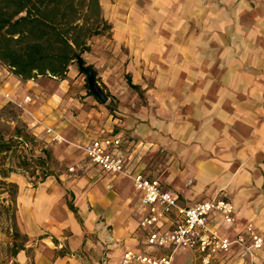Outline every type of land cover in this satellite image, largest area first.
Returning a JSON list of instances; mask_svg holds the SVG:
<instances>
[{
  "label": "crops",
  "instance_id": "1",
  "mask_svg": "<svg viewBox=\"0 0 264 264\" xmlns=\"http://www.w3.org/2000/svg\"><path fill=\"white\" fill-rule=\"evenodd\" d=\"M128 1L129 7L127 0L116 3L122 19L112 25L114 37L91 42V51L84 54L96 70L103 57L130 60L125 95H116L124 111L117 112L121 118L97 98L102 104L83 103L79 119L74 116L71 109L79 106L71 98L77 64L64 78L32 79L11 74L0 64V108L21 104L22 110L16 108L29 132L53 146L54 157L71 168L62 175L49 168L53 174L40 180L45 187L33 204L36 211L27 216L29 205L21 208L18 225L27 241L19 260L26 259L27 243L36 237V264H120L125 251L148 250L147 233L140 226L142 193L131 178L90 163L83 150L91 140L112 135L123 137L121 153L131 167L158 177L180 204L229 197L236 206L235 222L227 224L219 214L210 217L222 235L234 236L250 222L264 233V0ZM102 14L106 19L103 5ZM101 76L105 83L112 78ZM137 93L148 103L136 107ZM125 97L132 105H126ZM86 115L96 121L101 117L96 129L76 124ZM47 127L64 140L54 142ZM161 150L170 161L157 160ZM56 178L64 185L48 189ZM37 221L56 233H37ZM172 224L168 219L162 229ZM183 250L193 254L194 264L198 254L190 249H177L173 263ZM170 251L151 250L157 256ZM227 260L248 264L234 251ZM258 264H264V246Z\"/></svg>",
  "mask_w": 264,
  "mask_h": 264
},
{
  "label": "trees",
  "instance_id": "2",
  "mask_svg": "<svg viewBox=\"0 0 264 264\" xmlns=\"http://www.w3.org/2000/svg\"><path fill=\"white\" fill-rule=\"evenodd\" d=\"M111 28L103 17L100 0H0V64L23 79L64 78L70 66L77 64L80 73L87 76L84 68L90 70L98 83V72L94 65L86 62L84 54L91 51L95 37L105 35ZM128 81L133 88L139 89L131 79ZM86 85L94 95L88 82ZM30 143L31 135L16 128L7 141L0 140V154L25 152ZM43 152L46 157L33 159L44 168L41 181L53 174L48 171L50 152L45 149ZM31 160L23 153L16 167L27 168ZM14 167L0 169V183L9 195V201L3 205V210L0 209V231L6 229L12 239V255L17 256L26 248L27 237L20 232L17 221L19 186L6 181ZM71 209L76 211L73 206ZM22 237L25 239L20 242Z\"/></svg>",
  "mask_w": 264,
  "mask_h": 264
},
{
  "label": "built area",
  "instance_id": "3",
  "mask_svg": "<svg viewBox=\"0 0 264 264\" xmlns=\"http://www.w3.org/2000/svg\"><path fill=\"white\" fill-rule=\"evenodd\" d=\"M30 100V96L25 98L26 102ZM16 107L21 109L22 105ZM35 121L41 124L39 119ZM46 130L54 142L64 140L56 129L47 127ZM123 143L122 136L112 135L95 138L83 145L90 163L105 172L131 178L135 188L142 193L145 213L140 226L147 233L148 250H127L120 264H174L173 254L181 248L198 254L194 264H229L227 256L231 251L246 259L248 264H258L264 233L258 232L254 223H248L242 231L229 236L222 235L210 220L212 214H219L225 223L235 222L236 206L229 197L216 195L192 205L180 204L172 191L163 188L158 177L151 178L131 167L121 153ZM168 219L173 220L171 228L162 229ZM163 247H169L171 251L160 256L152 254L151 250Z\"/></svg>",
  "mask_w": 264,
  "mask_h": 264
},
{
  "label": "rangeland",
  "instance_id": "4",
  "mask_svg": "<svg viewBox=\"0 0 264 264\" xmlns=\"http://www.w3.org/2000/svg\"><path fill=\"white\" fill-rule=\"evenodd\" d=\"M100 2L105 9V15H106L105 17L108 23L110 22L112 23L111 25H113L116 22V20L122 19L120 12L118 10V6L116 5L117 2L119 4V0H100ZM125 4L127 5V7H129L130 2L127 0ZM113 37H114V32L112 28L111 30L107 31L105 35H100L95 37L92 40V42L94 43L98 39V43H100V39L106 41L108 39H112ZM105 48L111 53V55L108 58H112L113 52L111 50L112 49L111 45H108ZM124 52L125 54L127 53V51L125 50ZM95 64L97 66L98 73L100 72L103 74L105 73L106 75H110L112 77L111 79H107L108 83H105L101 76L100 78H98V85L102 88V90L105 93L108 94V101L104 103V105L108 107L109 113L114 117L121 118L123 115L120 116V114L123 113L124 111L119 109V105H118L119 101L117 100L116 95H125V90L128 87L127 77L132 67L130 60L125 56H123L121 60L116 59L114 61L111 59H107V57H103L98 59L97 63ZM135 64L136 63H133V65ZM140 67L145 68V66L143 65H140ZM140 67L137 68L139 69ZM132 71L134 72L133 68ZM73 82L74 84L72 85L75 90L73 95H71V98L76 99L79 102V106L78 107L74 106L71 109V111L74 113V116L77 119H79L80 115L82 114L79 108L83 105V103H84V107H93L95 105L102 103L96 100V97L89 93L86 85V83L88 82L87 76L84 73L82 74L78 70ZM148 84L149 86H152L154 84L153 79L148 80ZM137 95H138V102L136 103V107L148 103V98L146 96L140 95L138 93ZM71 100L73 102V99ZM129 101H130L129 98L125 97V103L127 106L131 104ZM110 108H113V110ZM21 112L22 111L20 109L12 105H8L5 106L4 108H0V140L4 139L7 141L15 133L16 128L23 129L32 136L31 137L32 143H30L29 146H27V150L25 152H21L20 150H18L10 154L7 153L0 154V169L8 168L11 165H13V167L15 166L14 172L11 173L10 177L7 178L6 181L17 183L19 186L17 201H16L18 206V212H17L18 222H19V218L21 217L22 207H26L27 205H29L28 207H26L27 216L33 215V213L36 211V208L34 207L33 204L39 197L40 191H43V188L45 187L44 186L45 184L40 183L41 177L44 174L42 172L44 171V168H42L41 165H38V162L33 160L35 159V157L44 156L42 149L51 151L52 157L48 161L49 164L48 166L53 170L54 173H57L58 175H62L63 172L65 173V171L71 172L70 170L71 168L61 163L54 157L53 146H48V145L46 146V143L37 139L35 136L31 134V132H29V130L27 129L24 123ZM117 112H119L120 114ZM100 121H101L100 116L97 118L96 121V117H90L86 115L83 120H77L76 124L82 127V122H83L86 128L96 129V127H98V125L100 124ZM81 134L82 135L80 134L78 135L80 137L81 136L86 137V135H84L82 132ZM89 135L92 136V134ZM23 153L27 154L30 157V159H32L31 160L32 164L27 168L16 167L20 155H23ZM163 153L164 151L162 150L157 153V157H158L157 160H161ZM166 158L167 157L165 155L162 158V160ZM167 161L170 160L167 158L166 162ZM48 171H50V169ZM1 179L2 177L0 176V181ZM53 185L60 187L61 185L62 186L64 185V182L63 181L61 182L60 178H56V180L53 181V184L50 185L51 187H47V188L51 189ZM58 190H60V188H58ZM7 201H9V195L5 191V186L0 183V209L3 210V205L6 204ZM33 229H35L37 233H56L52 230H49L46 227L45 228L41 227L39 221L35 223ZM24 239H25L24 237L20 238V242L24 241ZM37 240H39L38 237H36L35 239H31L29 243H27L29 246L26 249V255H25L26 259L19 260V255L17 256L12 255V251L10 249L12 239L10 238L8 232L6 231V229L3 231L1 230L0 231V264H36L35 262L36 251L34 249L37 248V244H36ZM193 258H194L193 254L189 251L186 250L178 251L175 254V264H193L194 262Z\"/></svg>",
  "mask_w": 264,
  "mask_h": 264
},
{
  "label": "water",
  "instance_id": "5",
  "mask_svg": "<svg viewBox=\"0 0 264 264\" xmlns=\"http://www.w3.org/2000/svg\"><path fill=\"white\" fill-rule=\"evenodd\" d=\"M84 69H85V72L87 73L88 85H89L90 89L92 90L94 96H96V98L99 101H101L102 103H106L108 101V96L104 93L102 88L96 82L93 73L86 68H84Z\"/></svg>",
  "mask_w": 264,
  "mask_h": 264
}]
</instances>
